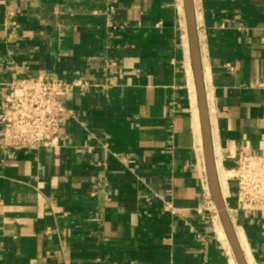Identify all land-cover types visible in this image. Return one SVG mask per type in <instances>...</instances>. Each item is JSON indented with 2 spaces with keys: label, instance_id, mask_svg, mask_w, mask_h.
I'll use <instances>...</instances> for the list:
<instances>
[{
  "label": "crops",
  "instance_id": "obj_1",
  "mask_svg": "<svg viewBox=\"0 0 264 264\" xmlns=\"http://www.w3.org/2000/svg\"><path fill=\"white\" fill-rule=\"evenodd\" d=\"M75 1L0 0V102L20 77L87 83L58 92L56 147L5 157L0 126V264H232L198 212L183 0ZM194 4L213 143L232 168L241 151L264 154V0ZM237 228L264 264V213Z\"/></svg>",
  "mask_w": 264,
  "mask_h": 264
},
{
  "label": "built area",
  "instance_id": "obj_2",
  "mask_svg": "<svg viewBox=\"0 0 264 264\" xmlns=\"http://www.w3.org/2000/svg\"><path fill=\"white\" fill-rule=\"evenodd\" d=\"M178 10L180 26L187 35L184 5ZM103 14L106 16L107 25L112 27L110 12L107 10ZM197 19L198 37L204 38L205 29L198 25ZM199 43L202 48L201 41ZM85 85L87 83L78 79L67 81L61 78L31 77H20L5 83L4 96L0 102L1 150L4 156L13 157L16 149L36 151L43 147L58 146L62 116L67 112L58 92L72 91ZM198 163L201 164L200 181L205 202L198 212L208 213L214 225L217 219L220 220L219 213L208 192L204 161ZM222 168L228 176L226 208L237 229L239 214L248 218L264 213V154L241 151L232 168L227 167L224 162Z\"/></svg>",
  "mask_w": 264,
  "mask_h": 264
},
{
  "label": "water",
  "instance_id": "obj_3",
  "mask_svg": "<svg viewBox=\"0 0 264 264\" xmlns=\"http://www.w3.org/2000/svg\"><path fill=\"white\" fill-rule=\"evenodd\" d=\"M183 2H184V11H185L186 26L188 32L191 65H192L193 78L196 88V96H197V103L199 110L203 152L205 157V163H206L211 193L219 213L221 224L229 241L236 263L248 264L245 253L238 239L236 229L227 212L226 203L223 200L220 190L217 167H216V159L214 155L210 112H209L207 94L205 89V80H204V72H203L202 59H201L200 43L197 32L194 1L183 0Z\"/></svg>",
  "mask_w": 264,
  "mask_h": 264
},
{
  "label": "bare ground",
  "instance_id": "obj_4",
  "mask_svg": "<svg viewBox=\"0 0 264 264\" xmlns=\"http://www.w3.org/2000/svg\"><path fill=\"white\" fill-rule=\"evenodd\" d=\"M188 69H189V72H191V70H190L191 68L189 67ZM189 78H191V90H192V93H193L192 97H193V100L195 102V92H194V84H193L192 72L190 73ZM195 112H196V116H197L196 119H198V113H197L196 109H195ZM197 124H198V121H197ZM199 139H200V137H199ZM200 146H201V149H200V160H201V163H202V161H204V169H205L206 177H207V181H208V192H209V195H210L211 199L213 200L212 193H211V188H210V184H209V179H208V174H207V171H206L207 168H206V163H205V157H204V160H203L204 152L202 150V144ZM213 146H214V144H213ZM215 152H216V155H215ZM214 155H215V159H216V167H217V171H218L219 180H220V183H221L220 190H221V194H222L223 200L225 201V199L227 198V194H228V183H227V177L228 176L225 175L226 173L224 172V170L222 168V160H221L222 156L220 154V150L218 149L217 145H215ZM213 202H214V200H213ZM215 207H216V205H215ZM216 209H217V207H216ZM216 222H217V226L216 227L217 228L219 227L218 231H219V236H220L221 241H223V243L225 244L227 249L228 248L230 249V246H229V243H228L229 241H227V237H226V234H225L224 229L222 227V224L219 223V219H217ZM236 232H237V236H238V239L240 241L241 247H242V249H243V251L245 253L247 263L248 264H255L253 256L251 254V251H250V249L248 247L247 241H246V239L244 237L243 230L237 228ZM230 252H231V250H230ZM231 262H232V264H235V262L232 259V257H231Z\"/></svg>",
  "mask_w": 264,
  "mask_h": 264
},
{
  "label": "trees",
  "instance_id": "obj_5",
  "mask_svg": "<svg viewBox=\"0 0 264 264\" xmlns=\"http://www.w3.org/2000/svg\"><path fill=\"white\" fill-rule=\"evenodd\" d=\"M74 5L79 9L87 8L89 10H92L94 8H104L105 4L104 2L97 1V0H81V1H75Z\"/></svg>",
  "mask_w": 264,
  "mask_h": 264
},
{
  "label": "rangeland",
  "instance_id": "obj_6",
  "mask_svg": "<svg viewBox=\"0 0 264 264\" xmlns=\"http://www.w3.org/2000/svg\"><path fill=\"white\" fill-rule=\"evenodd\" d=\"M191 71H192V67H191ZM192 74H193V71H192ZM199 121H200V118H199ZM214 144V143H213ZM202 150H203V142H202ZM214 150H215V145H214ZM215 155H216V152H215ZM203 160H204V156H203ZM207 171V170H206ZM217 174H218V171H217ZM226 175V174H225ZM218 180H219V176H218ZM226 181V180H225ZM227 184V183H226ZM219 185L221 186V183H220V180H219ZM222 189V188H221ZM227 196H228V194H227ZM219 223H221V220H219ZM214 226H215V228H216V232H217V234H218V237H219V240H220V242L223 244V246H224V248L227 250V252H228V254H229V256L230 257H232V259L234 260V262H235V264H237L236 263V261H235V258H234V255H233V252H232V250H231V247H230V249L228 250L227 249V247L225 246V244L223 243V241H221V239H220V236H219V227L217 228L216 226H217V222L216 223H214ZM223 227V226H222ZM225 232V231H224ZM227 237V236H226ZM227 241H228V239H227ZM229 243V242H228ZM229 246H230V244H229ZM230 250H231V252H230Z\"/></svg>",
  "mask_w": 264,
  "mask_h": 264
}]
</instances>
